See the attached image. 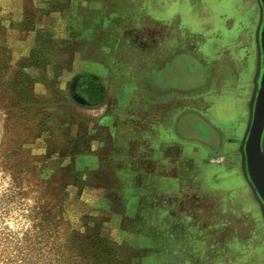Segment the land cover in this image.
<instances>
[{
	"label": "rangeland",
	"instance_id": "1",
	"mask_svg": "<svg viewBox=\"0 0 264 264\" xmlns=\"http://www.w3.org/2000/svg\"><path fill=\"white\" fill-rule=\"evenodd\" d=\"M237 4L0 0V264H264L258 206L234 187L247 69L219 78L254 19ZM180 53L205 86L157 85ZM220 97L238 118L215 116ZM186 111L217 127L216 151L176 135Z\"/></svg>",
	"mask_w": 264,
	"mask_h": 264
},
{
	"label": "flooded vegetation",
	"instance_id": "2",
	"mask_svg": "<svg viewBox=\"0 0 264 264\" xmlns=\"http://www.w3.org/2000/svg\"><path fill=\"white\" fill-rule=\"evenodd\" d=\"M241 1L245 2V0H238V6L241 5ZM253 1L254 4L252 6V9L253 11L256 10V21L254 22L253 19L251 30L250 31L247 30L243 34V41H244L243 43L246 46L245 53L243 56L244 60L237 58V59H233L234 60L233 64L224 63L219 73V78L224 80V76L226 77L229 76L230 78L231 76L237 77L238 74L243 72V70H245L246 67L247 78H248L247 81L249 83V90H250L249 97L246 103L247 121L249 115V104L255 83L258 80V71L260 69L258 62L256 39H255L259 10L257 6V1L256 0ZM238 59L241 60L243 63L240 62ZM175 61L178 63V65L175 67L176 68L175 74L171 76H165L164 71L166 69L165 70L163 69L166 68V66L168 65L172 66V64L176 63ZM163 69L160 70L161 72H159L157 76V85L171 92H189V91L197 90L206 85L207 79H206V73L204 72L205 69L204 63L203 61H201V59H199V57L194 56L192 53L178 54L177 56L173 57V59L170 62L166 63ZM235 89L236 91L238 89L236 85H235ZM240 102L241 101L238 98L228 99V98L220 97L219 99H216L215 104L212 106V110H213L212 112H214L215 116L219 118V120L221 121L222 120L225 121L228 117L238 118V115L240 113ZM221 115L224 116L228 115V116H226V118H221ZM201 116L202 115H200L196 111L194 112L186 111V113H183V115L179 117L176 125L177 129L174 130V132L177 133L176 135L178 137L186 141H193L195 143L204 145L206 148H209L211 151H216L220 146V138H221L220 132L217 131V127H215V125H209ZM238 147H237V155L239 156V161H238L239 169L236 170H239L242 176L241 158L238 152Z\"/></svg>",
	"mask_w": 264,
	"mask_h": 264
},
{
	"label": "water",
	"instance_id": "3",
	"mask_svg": "<svg viewBox=\"0 0 264 264\" xmlns=\"http://www.w3.org/2000/svg\"><path fill=\"white\" fill-rule=\"evenodd\" d=\"M256 1L259 17L255 39L260 69L238 152L241 158L242 177L258 205L264 222V0Z\"/></svg>",
	"mask_w": 264,
	"mask_h": 264
},
{
	"label": "crops",
	"instance_id": "4",
	"mask_svg": "<svg viewBox=\"0 0 264 264\" xmlns=\"http://www.w3.org/2000/svg\"><path fill=\"white\" fill-rule=\"evenodd\" d=\"M186 1H188V0H186ZM237 6H238V4H237ZM180 11H179V13L177 12L176 14L180 17V19H181V16H180ZM256 13H255V10H254V22L256 21V15H255ZM164 15V14H163ZM187 29V28H186ZM187 30H189V29H187ZM168 63V62H167ZM218 187V186H217ZM221 188H222V186H220ZM234 187H237V189L238 188H241L243 191H244V193L245 192H249L250 190H249V188L243 183V182H240V184H237L236 186H234ZM232 188V187H231ZM247 188H248V190H247ZM228 189H230V188H228ZM226 190L227 192H230V191H232V189L231 190ZM228 196V195H227ZM224 203V202H223ZM258 221H259V219H258Z\"/></svg>",
	"mask_w": 264,
	"mask_h": 264
},
{
	"label": "trees",
	"instance_id": "5",
	"mask_svg": "<svg viewBox=\"0 0 264 264\" xmlns=\"http://www.w3.org/2000/svg\"><path fill=\"white\" fill-rule=\"evenodd\" d=\"M252 212H255V210H252ZM259 222V221H258ZM259 225H260V222H259ZM260 228L262 229V227H261V225H260ZM263 231V230H262ZM264 233V232H263ZM262 233V234H263ZM262 236H264V235H262Z\"/></svg>",
	"mask_w": 264,
	"mask_h": 264
}]
</instances>
